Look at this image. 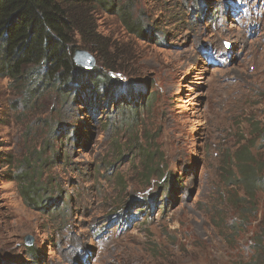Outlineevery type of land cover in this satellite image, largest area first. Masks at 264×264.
<instances>
[{"label":"rangeland","instance_id":"374dc122","mask_svg":"<svg viewBox=\"0 0 264 264\" xmlns=\"http://www.w3.org/2000/svg\"><path fill=\"white\" fill-rule=\"evenodd\" d=\"M232 1L95 6L100 35L120 50L115 76L125 88L103 111L83 88L76 100L0 75L1 264L249 261L260 219L241 223L237 245L218 226L228 227L232 197L243 196L228 175L236 153L253 144L264 163V0H245L252 13L242 26L228 15ZM207 52L223 64H209ZM33 169L51 191L46 211L22 200ZM263 206L261 195L259 218Z\"/></svg>","mask_w":264,"mask_h":264},{"label":"trees","instance_id":"16d2710c","mask_svg":"<svg viewBox=\"0 0 264 264\" xmlns=\"http://www.w3.org/2000/svg\"><path fill=\"white\" fill-rule=\"evenodd\" d=\"M95 6L107 11L113 7L110 0H0V75L15 81L20 77L33 79L43 86L42 89L55 86L61 96L68 98L73 94L76 100L83 88L85 93L82 96L98 100L103 111L114 93H123L125 88L115 76L122 64L118 55L120 50L100 35L91 16ZM116 14L128 31L137 30L123 9ZM77 37L92 48L101 66L107 68V73L76 65ZM87 39L91 40L90 44ZM82 49L89 50L86 47ZM92 50L89 52L93 55ZM117 107L118 110L124 109L123 105L117 104ZM253 147V144L242 147L229 168L230 185L240 187L243 196L235 194L232 197L235 216L229 217L232 221L227 228L223 224L218 227L228 244L237 245L242 233L241 223L248 230L245 223L260 219L250 239L249 261L243 264H264V206L263 215L259 218L260 196L264 195V163L252 153ZM38 161L40 159L33 160L36 164ZM36 175L37 171L33 169V178L21 191L22 200L31 209L46 211L50 207L47 203L50 199L46 197L51 191L48 184H42L41 177ZM37 260L40 261L39 258Z\"/></svg>","mask_w":264,"mask_h":264},{"label":"water","instance_id":"95a60500","mask_svg":"<svg viewBox=\"0 0 264 264\" xmlns=\"http://www.w3.org/2000/svg\"><path fill=\"white\" fill-rule=\"evenodd\" d=\"M74 62L80 68L86 70H92L95 66V60L90 53L85 50L76 49L74 52ZM32 242H28V245L31 246Z\"/></svg>","mask_w":264,"mask_h":264},{"label":"bare ground","instance_id":"6f19581e","mask_svg":"<svg viewBox=\"0 0 264 264\" xmlns=\"http://www.w3.org/2000/svg\"><path fill=\"white\" fill-rule=\"evenodd\" d=\"M256 55V54H255Z\"/></svg>","mask_w":264,"mask_h":264}]
</instances>
